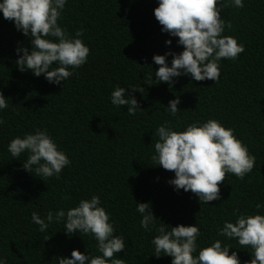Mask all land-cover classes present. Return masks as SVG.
Segmentation results:
<instances>
[{
    "label": "trees",
    "instance_id": "16d2710c",
    "mask_svg": "<svg viewBox=\"0 0 264 264\" xmlns=\"http://www.w3.org/2000/svg\"><path fill=\"white\" fill-rule=\"evenodd\" d=\"M243 2V8H236L232 0H223L228 7L221 16L225 21L222 35L236 38L245 51L236 60L219 62L218 82L182 75L173 78L171 89L155 79L159 65L153 56L179 54L183 46L177 37L163 32L156 20L159 0H66L58 24L73 38L82 29L79 38L90 54L59 85L49 83L44 75L19 70L16 50L27 47L31 51V38L0 12V91L8 99V107L0 110L4 120L0 125V261L58 264L57 257L70 258L74 249L101 255L93 236L66 234L64 221H53L41 232L31 219L34 211L46 219L49 211H67L93 195L100 197V206L110 214L114 235L124 237L125 250L115 258L126 264H171V257L154 255L151 243L161 222L197 224L201 232L198 250L219 239L232 246L229 254L236 251L241 264L253 258L250 247L217 235L225 221L235 222L234 210L264 215V207L256 208L264 206V0ZM168 40L171 45L166 44ZM172 59L167 55L169 66ZM116 86L135 96L144 111L129 115L127 106L113 105L111 93ZM132 86L143 87L144 93L133 92ZM177 96L181 111L173 117L167 107ZM209 119L233 129L256 161L243 180L227 174L219 185V200L200 204L191 192L175 190L169 183L174 172L156 165L152 157L159 126L170 122L172 130L183 131ZM37 129L47 130L71 161L59 179L36 177L22 167L27 152L14 158L8 151L13 138ZM136 203L151 204L158 218L155 227L150 225L151 231L141 227Z\"/></svg>",
    "mask_w": 264,
    "mask_h": 264
},
{
    "label": "clouds",
    "instance_id": "9594fccd",
    "mask_svg": "<svg viewBox=\"0 0 264 264\" xmlns=\"http://www.w3.org/2000/svg\"><path fill=\"white\" fill-rule=\"evenodd\" d=\"M65 4L66 0L0 2L3 18L13 21L17 30L31 38V51L27 47L16 50L18 59L15 63L19 70H30L36 77L44 75L49 83L56 85L70 78L75 69L87 62L90 54L89 47L79 38L83 36L82 29L77 30V38H73L58 24ZM232 5L243 8L244 2L232 0ZM226 7L228 5L223 4V0H159L154 9L156 20L163 32L177 37L178 44L183 46L179 54L153 56L154 63L159 65L155 71V79L159 83H167L171 89L173 78L182 75H189L195 81H219V62L222 59L236 60L245 51L236 38L222 35L225 21L221 11ZM228 27H231L230 23ZM171 43V40L166 41L168 45ZM167 55L173 56L171 66L167 63ZM152 79L151 75L147 77L149 86L153 85ZM130 88L133 92L144 93L143 87ZM7 101L0 91V110L8 107ZM180 102L178 96L169 101L167 109L173 117L181 111L177 107ZM111 103L116 107L127 106L129 115H135L138 110L144 111L136 97L120 86L112 91ZM3 123L4 120L0 119V125ZM155 134L159 139L154 144L152 160L164 170L174 172L175 178L169 183L175 190L191 192L198 197L200 204H209L221 198L219 185L226 180L227 174L243 180L255 167L256 157L236 138L234 130L215 119L190 124L183 131L172 130L170 122H165ZM8 151L14 158H20L27 152L22 167L43 180L53 176L59 179L62 170L71 163L68 156L58 150L47 130L37 129L34 134L13 138ZM100 204V197L93 195L91 199H81L78 206L67 211L60 209L55 214L49 211L46 219L32 212V222L39 225L41 232H45L53 221H64L66 234L80 232L95 238L101 255H85L74 249L70 258L57 257L58 264H126L124 259L115 258L117 253L125 250L124 237L114 235L116 230L110 222V214ZM136 204V211L142 215L141 227L151 231L150 225L155 227L158 219L151 204ZM261 207L264 206L256 205L258 210ZM238 212V209L233 212L235 222L225 221L217 235L237 240L242 248H251L253 258L244 264H264V215ZM155 230L158 235L151 241L154 255L157 258L161 255L171 257V264H241L236 251L229 254L232 246L222 244L219 239L198 250L197 239L201 232L197 224L171 226L161 222ZM49 238L45 237V240ZM0 264L4 262L0 261Z\"/></svg>",
    "mask_w": 264,
    "mask_h": 264
}]
</instances>
